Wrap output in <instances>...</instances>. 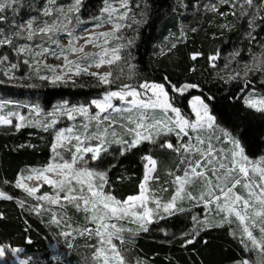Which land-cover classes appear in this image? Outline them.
I'll return each instance as SVG.
<instances>
[{"label":"snow or ice","instance_id":"1","mask_svg":"<svg viewBox=\"0 0 264 264\" xmlns=\"http://www.w3.org/2000/svg\"><path fill=\"white\" fill-rule=\"evenodd\" d=\"M219 4H231L233 10L220 12L217 4H205L204 8L226 17L236 15L238 5L239 16L249 18V29L254 30L257 19L264 23V0H219ZM80 5L81 0H73L67 6L57 4V0H39L31 6L33 13L25 19L23 12L29 7L26 0H0V48L8 47L17 56L26 55L28 59H23L22 63L34 67L37 73L43 65L50 75H38L42 81L53 85L75 83L73 77L88 76L97 81L94 87L102 89V94L88 105H68L65 101L47 112L51 119L43 123L18 111L0 114V125H12L17 131L26 126H39L47 131L57 125L58 116H66L69 121L82 118L79 124L55 130L49 163L17 175L12 186L21 190L24 198L0 190V200L15 201L20 209L37 216L47 213L46 223L57 229L69 250H76L73 241L77 236L94 240L95 243L85 245L92 250L90 260L85 258L87 264H146L142 258L130 259L121 245L139 232H148V225L157 217L164 218L161 213L172 216L188 211L181 202L189 201L193 207H201L203 214L191 216L192 227L179 237L182 248L197 243L202 232L227 226L229 235L239 242L244 253L234 258L232 264H264V155L250 158L240 138L243 132L237 136L220 126L212 112L213 95L193 96L188 101L190 113L173 103L172 94L183 96L191 89H198V84H177L167 75L161 82L133 83L131 70L135 66L130 63L127 64L130 82H123L124 70L119 62L124 59L122 50L128 45L113 44V41L124 39L123 29L146 22L141 0H137L136 5L141 8L140 19L135 13L130 16V0H104L100 15L92 18L94 30L86 37L74 35L75 25L82 23L77 15ZM4 25H9L7 31ZM106 25H110L108 30L95 31ZM225 27L227 25H220V28ZM63 35L69 38L67 44L61 42ZM247 35L250 43L256 39L252 31ZM81 39L83 43L79 42ZM131 43L129 40L128 44ZM89 46L95 51H86ZM171 47L175 48L176 43ZM261 49L259 54H253L251 63L244 65L245 77L250 72L264 73V44ZM199 55L201 53H193L191 59L196 60ZM238 55L239 51L231 54L233 59ZM218 56L219 53L210 55L208 59L213 62ZM47 57L61 63L48 64ZM5 61H9V56L0 55V62ZM105 66L109 70L100 71ZM10 68L17 69L18 64L11 63ZM115 68H119V72ZM239 75L237 72L229 79ZM250 83L246 81V87ZM261 83L264 84V80ZM115 101H119V105ZM9 103H0V109ZM244 103L264 113V96H249ZM25 107L37 117L43 111L39 105ZM244 126L243 121L235 125L236 128ZM173 135L175 143L169 139ZM144 143L158 145L178 157L174 169L167 173L169 179L164 181L167 187H153L160 184V177L156 175L159 162L145 154L141 158L144 172L137 194L118 198L110 190L108 175L116 165L110 164L101 170L99 163L110 154L112 144L119 146V155L123 156ZM90 162H96L97 166L93 167ZM45 185L49 191L42 190ZM161 192L169 193V198L163 199ZM69 208L84 214L83 225L73 226ZM3 219L6 217L0 212V220ZM125 223L135 224L137 228L125 227ZM203 242L207 245L208 240ZM27 243L31 244V239ZM9 257L12 264H33L34 261L24 248L0 244V261L7 264ZM59 260V255L50 257L51 264ZM36 264L43 262L37 258Z\"/></svg>","mask_w":264,"mask_h":264},{"label":"trees","instance_id":"2","mask_svg":"<svg viewBox=\"0 0 264 264\" xmlns=\"http://www.w3.org/2000/svg\"><path fill=\"white\" fill-rule=\"evenodd\" d=\"M202 1L204 0H183L186 6L182 8L181 0H141L145 6L143 11L146 13V22L134 24L130 29L124 30L125 39L132 41L131 44L127 42L128 47L122 50L124 59L135 66L132 69L134 76L131 82L138 83L144 80L161 82L163 76L167 75L177 84L185 82L198 84V89H191L183 96L172 94L173 103L185 113H190L188 105L190 98L197 95L205 97L213 95L215 100L211 102L212 112L218 123L234 135L240 136L243 132L240 138L246 154L250 158L260 157L264 155V113L245 106L244 91L241 89L246 85L243 87L239 82L222 81L217 78L212 73L213 66L208 59L210 55H215L219 50L229 48L235 43L232 37L238 35V26L225 33L203 21L195 32L185 33L175 48L163 53L161 51L168 34L176 32L181 20L186 19L187 6ZM72 2L73 0H57L59 5H69ZM26 3L29 7L23 12L25 19L33 13L31 6L39 3V0H26ZM103 3L104 0H81L77 15L82 22L78 25H81L82 29L95 23L93 15ZM136 5L137 0H130V8L135 10L137 19H140L141 8ZM229 17L232 20V16ZM16 19L19 20L20 17L17 16ZM3 27L7 31L9 25ZM193 53L201 55L192 60ZM257 86L256 88L264 93V84ZM101 94V88L50 87L46 84L19 87L7 83L0 71V99L11 103L30 104L33 99L38 100L43 108H47L60 99L86 102ZM241 121L245 126L236 128L235 125ZM51 143L52 137L49 134L32 127H24L19 131H0V181L10 182L0 183V190L14 197L24 198L23 192L12 185L19 173L48 162L52 155ZM147 148V143H144L123 156L111 150L112 154L105 156L99 163L102 170L107 169L110 164L116 165L108 175L111 182L110 190L118 198L123 199L128 195L137 194L138 184L144 172V161L141 158L147 153ZM117 177L122 179L118 180ZM0 212L6 217L0 220V244L8 243L11 246L22 247L25 252L37 254L43 264H51L50 257L55 255L51 250L53 245L56 244L60 251L64 248L57 229L49 226L44 216L23 211L15 201L0 200ZM154 227L159 230L167 229L175 235L188 231L192 227V221L187 214L182 217L175 214L161 219ZM144 236L151 240L143 238ZM144 236L134 242L137 248H133V251L136 256L148 259L153 264H232L234 258L244 255L239 242L229 235L227 226L202 232L198 242L186 248L180 246L181 240L165 242L160 240V235L153 232ZM28 239H31V244L27 243ZM205 239L208 240L207 245L203 242ZM74 257L73 254L68 256L66 264H72ZM56 264L63 263L58 261Z\"/></svg>","mask_w":264,"mask_h":264},{"label":"rangeland","instance_id":"3","mask_svg":"<svg viewBox=\"0 0 264 264\" xmlns=\"http://www.w3.org/2000/svg\"><path fill=\"white\" fill-rule=\"evenodd\" d=\"M257 2H259V0H257ZM205 4H217L218 10L220 12H231L233 10V7L231 4H229V5L219 4V0H204L200 3H193L190 6L188 5L189 7L187 6V8H186V16H187L186 19L181 20V23L177 27L176 32H170L168 34V36L165 38V41L161 46L162 53L169 51V49H172V47H171L172 43L175 42L177 44V42L183 38L185 33L193 32L191 29L195 28L197 30L198 28H200L203 21L207 22L208 25L211 27L216 26L219 30H223V32H225V33L229 32L231 30H234L238 26V28H239V31L237 32L238 35H235L232 37L234 39L235 43L233 45H231L229 48L219 50L218 59L216 61L211 62L212 65L215 64V67H212V73L222 81L239 82V85L243 86V87H245L246 81H251V83L247 85L248 88H246V87L244 88L245 90H244V96H243V103H244L245 99L249 96H253L255 98H259L261 96H264V93H262V91H260L259 89L256 88V87H258L257 84H262L261 81L264 80V73L250 72L247 77L244 76V65L252 62L253 54H259L262 51L261 44H264V23H261L260 19H257V21H256L257 26L254 28V30L249 29V26H248V19L249 18H241L239 16L238 5L236 8V11H237L236 15H228L226 17H222V16L218 15L217 12L206 10L204 8ZM64 6H67V5H64ZM103 6H104V3L99 7V9L97 11H95L93 17L100 15V9ZM180 6L182 8L186 6V4L183 2V0H181ZM131 10L132 11L130 12V16L132 15V13H135L134 12L135 10H133V9H131ZM229 16H232V20H230L231 17H229ZM204 18H205V20H204ZM129 23H130V21H129ZM221 24H225V25H227V27L220 28ZM71 26H73V25H69L70 28H71ZM109 28H110V25H106L104 28L97 29L95 31L108 30ZM128 29H130V28H126V29L122 30L123 37L125 35V31ZM93 30L94 29L92 28V25H88L87 27L82 29L81 25L77 24L75 26L74 35L79 36V37H86L88 32L93 31ZM182 31L184 33L183 36H181ZM249 31H252V35L256 37V39L254 41H251V43H250V37H248V35H247L249 33ZM177 38H179V39H177ZM68 39L69 38L66 35H63L61 42L63 44H67ZM124 39H125V37H124ZM124 39L121 41H113V44H117V43L126 44L128 42V39L127 40L126 39L124 40ZM23 42L24 41H20V43H23ZM79 42L83 43V40L81 39ZM86 51H95V49H93L89 46L86 48ZM236 51H239L240 55L236 56L233 59L231 54L233 52H236ZM5 54L9 56V61L0 62V71L3 73V75L6 78L7 83H9V84H13V85L19 86V87H22V86L34 87V86L39 85V84H46L50 87H54V86H66L67 87L68 86V87L85 88V89L86 88L100 89L98 87H94V85L97 83V81L94 78H91L88 76L73 77V80L75 81V83H73L72 81H68L65 83H57L56 85H53V84L49 83L48 81H42L38 78V75H50V73H48L47 70L43 68V65H41L40 72L37 73L34 70V67L29 68L27 65H24L22 63L23 59H28V57L26 55L25 56H17L8 47L0 48V55H5ZM40 59H44V58H40ZM11 63L18 64V68L17 69H11L10 68ZM46 63L51 64V65H56L58 63H61V61L56 60L55 58H52V57H47ZM127 64H129V62L125 59H123L122 61L119 62V65L121 67H123V70H124L123 82H130L127 79V76L129 74V69L127 67ZM225 65H228V66L225 67ZM92 70H95V69H92ZM108 70H109L108 67L105 66L100 71H108ZM114 70L116 72H119L120 69L115 68ZM237 72L240 73L239 76H237L235 79H229V76H235ZM10 76L13 78L10 79L9 78ZM91 100L92 99H90L86 102H82V101H69L66 99H60V100L55 101L49 107L43 108L38 100L32 99L30 104L9 103L6 107H4L3 109H0V114H6L8 111H18L21 114H24L26 116L31 115L32 117L39 119L43 123V122H46V121L51 119L50 117H48L46 115V113L52 111L55 107L63 104L65 101L68 103V105H88ZM3 102H5V100L0 99V103H3ZM114 103L119 105V101H115ZM25 105H28V106L39 105V107L43 111L40 114V116L37 117L36 114L31 113L30 108L25 107ZM244 105H245V103H244ZM12 119H13V123H16L15 118L13 117ZM57 120H58L57 125H55L52 129H48L47 131H45L43 127H39V126H32V128H36L39 132L49 134L52 137V141H53L54 132L56 129L65 128L68 126L79 124L80 121L82 120V118L77 117V119L75 121H69V120H67L66 116L65 117H59L58 116ZM14 130H16V129L12 125H0V131H14ZM169 139H171L173 141V143H175V141H176V137L174 135L170 136ZM147 145H148V148L146 150V152H147L146 154L152 155L159 162L158 171H157L156 175H158L160 177V184H153V187L156 189H159L161 186L167 187V185L164 184V181L169 179L167 173L169 170L174 169L175 165L178 163V157L174 153H171L170 151L162 150L158 145H153L151 143H147ZM118 148H119L118 145L112 144L110 146V149H109L110 154H112L111 150H113L116 154L119 153ZM51 157H52V155H51ZM51 157L47 163L50 162ZM253 159H255V158H253ZM90 163L92 164L93 167L97 166L96 162H90ZM46 164H44V165H46ZM44 165L32 167V168H41ZM29 183H34V182H29ZM42 190L43 191H49L50 189L48 188L47 185H45ZM169 191H171V189ZM160 195L163 199L169 198V193L161 192ZM181 204L188 211H185L183 213L177 212L176 216L182 217L184 214H187L190 221H192L191 220L192 215H198L199 216V215L203 214V209L201 207H193L192 202L183 201V202H181ZM68 215L72 217L71 223L73 224L74 227L78 226V225H83L85 223L84 214L82 212L77 213L74 209L69 208L68 209ZM161 215L164 218L169 217V215L164 214V213H161ZM42 216H44L46 218V220H48V214L47 213H43ZM160 220L161 219L159 217H157L154 223L148 225V228H149L148 232H139L138 234L131 236V238L128 241H126L123 245H121V247L123 249L127 250L126 255L130 259L140 258V257L136 256L134 251H133V248H137L134 245V242L138 238L143 237L145 234L153 232L155 234L160 235L161 236L160 240L165 241V242L173 241L175 239L180 240L179 237H180L182 232H179V233L174 235L173 233H171L167 229H160L159 230L157 227H154V225H156ZM125 227L136 229L137 225L125 223ZM124 235L129 236V233H124ZM59 238H60V241L62 242V244H64V248L60 251L59 247L55 244L51 247V250H52V252L55 253V255L60 256V260H59L60 262H62L63 264H66V259L68 258V256L73 254L75 257H74V261L72 262V264H87V261L85 258H88V260H90L92 250L90 248L86 247L85 245H87L88 243H95L94 240L90 241L86 237L77 236V238L73 241V243L76 245V250L72 251V250L67 249V247H66L67 242L64 241L60 236H59ZM143 238L146 239L148 237L144 236ZM148 239L151 240V238H148ZM116 243L119 244V242H116ZM26 253L28 255H32L34 257L33 264H36L37 258L40 260V258L37 254L28 253V252H26ZM142 259L146 261V264H153L148 259H145V258H142ZM0 264H5V262L0 261ZM7 264H12L11 257H9Z\"/></svg>","mask_w":264,"mask_h":264}]
</instances>
